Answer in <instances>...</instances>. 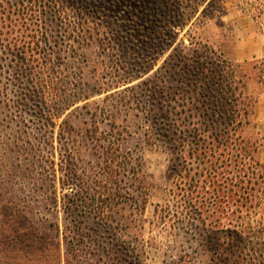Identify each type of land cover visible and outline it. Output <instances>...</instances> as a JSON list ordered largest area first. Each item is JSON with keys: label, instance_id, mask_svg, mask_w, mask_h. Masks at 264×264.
Returning a JSON list of instances; mask_svg holds the SVG:
<instances>
[{"label": "rangeland", "instance_id": "obj_1", "mask_svg": "<svg viewBox=\"0 0 264 264\" xmlns=\"http://www.w3.org/2000/svg\"><path fill=\"white\" fill-rule=\"evenodd\" d=\"M154 1L65 0L57 12L52 0H0V190L4 198L16 200L34 227L52 233L57 226L62 229L65 214L61 204L55 203L62 174L56 165L55 175L46 158L54 155L59 163V158L66 157L70 162L67 171L77 161L78 181L74 177L67 191L85 192L102 177L93 167V145L84 136V129L94 122L101 132H108L113 121L127 128L124 150L143 158L150 183L144 213L136 218H106L98 225L79 201L84 213L80 219L94 241L83 243L74 264H219L213 253L218 244L210 231L227 226L233 217L225 212V203L210 200L212 188H202L211 182L207 168H218L215 159L211 158L212 164L199 165L191 161L188 149L175 155L176 146L169 137L180 123L171 98L176 84L165 64L175 49L195 53L196 45H201L198 52L211 61L221 58L244 66L236 80L247 84L252 103L233 139L240 137L252 145L261 166H254L250 173L246 170V178L241 167L233 164L230 170L235 182L242 178L239 186L246 187L251 172L259 174L264 168V94L254 71L245 67L264 58V33L242 12L244 0H171L157 2L156 7L149 4ZM143 2L148 3L146 7ZM93 5L101 9L93 10ZM186 50L182 53L188 57ZM20 52L31 59L28 71L16 56ZM45 58L53 61L59 77L54 87L60 99L55 109L58 117L52 126L42 116V96L36 88ZM127 74L134 79L117 85ZM156 77L165 80V92H159ZM83 95L88 97L75 101L71 109L64 107L65 101ZM100 110L105 111L104 118ZM64 120L65 137L60 141ZM145 132L155 139L153 146L145 145ZM48 139L55 149L47 144ZM183 161L187 172L181 168ZM194 172L199 174L198 187L192 194L189 179ZM125 175L122 186L131 192V181ZM238 200L239 196L231 200L232 209H240L232 224L244 228L246 210L241 206L245 200ZM261 219L264 214L259 212L254 220ZM225 238L222 233L221 243Z\"/></svg>", "mask_w": 264, "mask_h": 264}, {"label": "trees", "instance_id": "obj_2", "mask_svg": "<svg viewBox=\"0 0 264 264\" xmlns=\"http://www.w3.org/2000/svg\"><path fill=\"white\" fill-rule=\"evenodd\" d=\"M64 1L52 0L53 8L60 12L64 7ZM170 1L155 0L149 4H154L156 7L157 2L165 4ZM100 3L104 4L105 0H100ZM147 4L143 2L141 5L146 7ZM93 6V10L101 9V7ZM241 10L251 16L264 33V0H244ZM176 25L171 24V27H177ZM44 38H47V35ZM35 44L38 47L41 41ZM196 47L193 50L195 53H190L192 50H186V48L175 49L165 63L170 66L172 70L170 77L176 84L175 88L171 89V98L178 111V123L180 121L172 131V136H169L176 146L174 153L175 155L184 154L183 152L188 149L191 161L199 165H207L211 163V158L215 159V165L218 168L215 170L211 167V171L207 168V177L211 178V182L208 185L204 184L202 188L205 189V186H208V189L212 188L210 200L215 203H225V212L231 213L233 217L227 226L214 227V230L210 231V236L218 244L216 251L213 252L218 263L264 264V221L254 220L259 212L264 214V168L259 174L251 172L252 176L248 179L246 187L239 186V183L243 181L242 178L239 181L237 178L235 182V175L230 170L231 165L235 164L237 168L241 167L242 172L245 170L244 178H246L248 176L246 170L250 173L254 166H261L260 161L255 158L256 151L252 145L240 137L233 139L236 128L243 119L248 118V107L252 103L251 97L246 94L247 84L242 79L236 80L243 73L244 66H235L221 58L219 62L211 61L208 56L198 52L203 48L201 45ZM184 50L188 57L183 56ZM30 51L29 48L28 53ZM21 54L24 52L16 56H20L23 63H26L23 69L28 71L32 68L31 59L23 58ZM52 62L50 58L44 59L38 72L36 86L42 96V116L51 126L55 124V119L58 117L55 109H57L56 102L60 101L59 94L54 88L55 85H59L56 82L59 77L56 76L57 72L54 71ZM247 65L254 71L264 94V58L246 64L245 67ZM180 71H183V74ZM241 76L244 78L247 75L245 73ZM134 77L130 74L124 76L117 85L126 83ZM156 79L159 92H165L164 89L167 88L165 80L157 77ZM104 89L106 88H102ZM127 90L130 89L126 88L125 91ZM86 97L88 96L83 95L76 100H67L64 102V107L71 109L76 105L75 101L85 100ZM83 107L85 108V105ZM101 112V117L104 118L106 113ZM66 124L67 121L64 120L60 126V141L65 137ZM124 133L129 134L127 128H122L116 121L112 122L108 132H101L95 122L84 129L86 140L93 145V156L96 159L93 167L98 169L102 176L94 180L93 185L89 186L85 192L83 190L67 191L71 188L74 177L78 181L75 172L77 161H72L73 167L67 171V164L70 162L66 157L59 158V163L56 162L54 155L46 158V161L52 165L55 175L58 171L56 165L59 166L62 174L60 196L55 198V203L61 204L65 214L62 229L57 226L52 233L34 227L30 217L19 208L16 200H6L0 190V264H74V259L83 243L94 241L90 228L80 219V217L84 218V213L80 209L79 201L82 208L89 211L86 212L87 216H90V219L98 225L106 218L114 219V216L127 217L128 215L136 218L144 213L150 183L144 173L142 156L136 157L131 151L124 150ZM144 143L146 146L155 144V139L150 132H145ZM47 144L55 149V143L52 140L48 139ZM243 159H246V162ZM183 163L181 168L187 172L186 162L183 161ZM218 171H220L219 175ZM213 172L216 174L214 177ZM125 174L129 176L128 181H131V192L122 186V176ZM198 175V172H194L189 179V191L192 194L197 192ZM213 179H215L214 182H212ZM218 180H220L219 184H217ZM221 192L222 194H219ZM233 196H239L238 202L242 198L245 200L241 206L246 210L244 228L241 225L232 224L234 215L240 212V209H232L230 205ZM130 205L133 207L132 210L129 209ZM222 233L226 235L223 243H221ZM62 244L65 247L64 250H62Z\"/></svg>", "mask_w": 264, "mask_h": 264}]
</instances>
